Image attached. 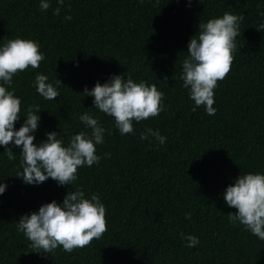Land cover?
Instances as JSON below:
<instances>
[{"label": "trees", "instance_id": "obj_1", "mask_svg": "<svg viewBox=\"0 0 264 264\" xmlns=\"http://www.w3.org/2000/svg\"><path fill=\"white\" fill-rule=\"evenodd\" d=\"M50 2L42 11L40 0H0V46L29 39L45 56L38 69L13 77L9 91L15 89L22 111L15 128L24 124L27 107L38 104L34 143L57 132L67 146L73 135L91 134L79 119L87 112L106 129L104 143L96 145L101 160L79 168L72 186L51 178L28 185L17 177L21 149L10 144L16 159L9 161L0 146V183L7 185L0 194V264H264V240L230 222L228 214L237 209L224 200L226 188L241 174H264V30H257L264 25V0ZM226 12L244 19L230 73L215 89L216 114L209 116L203 106L193 111L182 64L200 22ZM37 74L49 78L59 97L39 95ZM121 74L155 84L164 94L165 110L134 121V133L127 135L83 94ZM57 79L63 84L57 86ZM149 127L167 137L163 145L151 136L141 140ZM77 188L86 198L99 196L108 230L71 253L62 247L36 253L18 231L19 219L45 203H62ZM181 233L195 235L199 244L188 248Z\"/></svg>", "mask_w": 264, "mask_h": 264}, {"label": "clouds", "instance_id": "obj_2", "mask_svg": "<svg viewBox=\"0 0 264 264\" xmlns=\"http://www.w3.org/2000/svg\"><path fill=\"white\" fill-rule=\"evenodd\" d=\"M60 6L65 0H56ZM143 3V0H140ZM159 0H157V3ZM191 4L192 0H188ZM202 3V0H199ZM42 11L51 7L50 0H40ZM61 7L54 9V15L59 16ZM71 20V16L65 17ZM242 15L224 13L220 18H213L206 23L200 22L198 31L188 44V58L183 61V86L189 89L190 98L195 107H204L207 115L214 116L215 89L220 81L226 79L230 73L237 49L236 38L239 36ZM257 30H264L261 25ZM45 56L40 52L36 41L16 38L10 39L0 46V146L7 149L4 152L9 161L16 159L15 152L9 147L15 144L20 148V167L17 173L25 184H42L49 178L58 182L60 186L73 185L77 180L78 169L98 164L101 157L96 154V145L104 143L105 128L100 126L97 118L87 112L80 116V121L91 129V134L81 131L70 138L65 146L60 133H47V140L39 145L34 143V133L39 128L41 112L38 104L27 107L26 120L16 130V122L21 116V99L12 87L13 77L26 71L29 67L38 69ZM44 74L35 77L36 91L46 100H55L60 93L57 87L48 82ZM63 84L59 79L56 85ZM7 85V87H5ZM83 94L94 98L95 108L114 118L115 127L121 135L134 133V121L159 116L165 110L163 92L155 84L135 82L131 76L127 79L123 74L113 75L108 82L96 85L89 90L85 88ZM111 134V133H109ZM155 138L163 145L167 137L158 130L146 128L141 133V140ZM110 154H105L108 156ZM7 185L0 183V194L6 191ZM224 200L235 213H229L232 223L239 222L244 229L264 240V174L244 173L236 178L234 184L229 185L224 192ZM191 219V214H186ZM18 231L22 232L30 241V246L36 253L52 254L62 247L71 253L75 249L91 245L94 239H100L107 229L106 207L101 203L98 195L85 197V191L77 188L69 191L62 203L52 201L43 204L38 212L23 215L17 223ZM185 239L188 248L199 244L195 235L180 234Z\"/></svg>", "mask_w": 264, "mask_h": 264}]
</instances>
